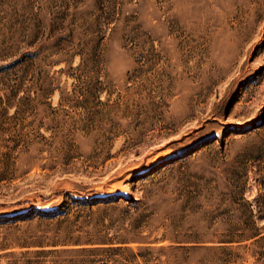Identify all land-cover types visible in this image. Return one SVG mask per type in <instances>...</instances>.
Returning <instances> with one entry per match:
<instances>
[{
    "label": "rangeland",
    "instance_id": "374dc122",
    "mask_svg": "<svg viewBox=\"0 0 264 264\" xmlns=\"http://www.w3.org/2000/svg\"><path fill=\"white\" fill-rule=\"evenodd\" d=\"M70 233L264 264V0H0V264Z\"/></svg>",
    "mask_w": 264,
    "mask_h": 264
},
{
    "label": "trees",
    "instance_id": "16d2710c",
    "mask_svg": "<svg viewBox=\"0 0 264 264\" xmlns=\"http://www.w3.org/2000/svg\"><path fill=\"white\" fill-rule=\"evenodd\" d=\"M60 214H66V212L61 213H55L54 216L60 215ZM70 218L68 213L64 216V218L60 222L67 221ZM62 228H58L57 234L60 233ZM121 242V241H119ZM115 243V240L112 238H104V239H93L90 237H87L85 240L81 237H75L73 234H68L65 236L64 239L56 240L52 243V248L46 249L43 248L42 245H40V249L35 250L34 252L26 251L23 252L22 256H25L29 253H33L35 256V259H26V264H58L60 262H63L58 259V257L61 254H86V253H93L98 250L106 249L105 246H109ZM123 243V242H122ZM105 245V246H104ZM111 248V247H110ZM48 257H51L50 259ZM66 261V260H65ZM64 261V262H65ZM69 262H72L74 264L76 260L74 258H70L67 260ZM94 262V260H90Z\"/></svg>",
    "mask_w": 264,
    "mask_h": 264
}]
</instances>
